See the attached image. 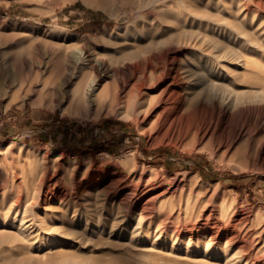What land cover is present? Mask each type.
I'll list each match as a JSON object with an SVG mask.
<instances>
[{"label": "rangeland", "instance_id": "obj_1", "mask_svg": "<svg viewBox=\"0 0 264 264\" xmlns=\"http://www.w3.org/2000/svg\"><path fill=\"white\" fill-rule=\"evenodd\" d=\"M183 1L0 0V264H223L206 255L222 248L264 264V100L220 91L264 90V52L239 28L214 33L246 63L215 36L183 31L206 29L201 8L239 11L264 42V0ZM190 64L211 65L219 92L207 95ZM176 70L180 92L167 94ZM49 185L101 207L87 212V242L49 245ZM20 198L32 248L11 235ZM199 224L214 237L208 252L209 237L190 229Z\"/></svg>", "mask_w": 264, "mask_h": 264}, {"label": "bare ground", "instance_id": "obj_2", "mask_svg": "<svg viewBox=\"0 0 264 264\" xmlns=\"http://www.w3.org/2000/svg\"><path fill=\"white\" fill-rule=\"evenodd\" d=\"M182 2H184L182 0ZM192 4H188L187 7H192ZM198 12H200L201 14H203L204 16H206V20H205V24L207 25L206 29L204 30H200L198 29V27H192L191 29H184V34L187 35V39H192L194 37V35L196 33H199L200 35H206V34H210V36H215L213 39H211V42L213 43V45L215 47H218L219 49V45L222 44L223 42H225L228 46V49H226L225 52H223L224 56L230 57V58H234V59H238L240 62L242 61L243 63H246V61L242 58L243 52H241V50L237 49L234 44H231L230 42L227 41H223L221 39V37H217L215 35L214 32H219L220 29H223L225 27H229V28H239L241 29L240 35H241V40L242 38L247 40L249 42L250 45H255L256 49H258L261 52H264V42L262 40L261 35H255V33H252V30L247 28L245 26V24L241 23L240 20L241 18H246L248 15L246 13H240L239 11H235V12H227V11H205L204 8H201L200 10H198ZM242 16V17H241ZM209 27V28H208ZM209 31H213L214 34H212ZM220 50V49H219ZM217 55H222L220 53H218ZM231 63V62H230ZM242 63H239V65H241ZM234 64H230L229 66L233 67ZM189 66V65H188ZM211 65L210 66H200V67H195L193 65L190 64V68L188 69V71L191 74H197V76L200 79V81L202 83L206 82V89H207V95H213L218 91V89H220L217 85L216 82L210 81L209 78L207 77L210 73L211 70ZM157 69L156 68H151L150 69V73H156ZM177 70L174 73L171 74V80L165 85V88L163 89V92H166L167 94H171V92H175V94L180 92L181 89V83L180 80L178 78V74L176 73ZM101 83V81L99 82ZM162 84V82H160ZM97 84V83H96ZM223 87L220 89V91H224L226 93V91L228 93H230V97H231V101L232 103H239L242 101H248V100H264V90H260L257 91L254 94H251L249 92L248 89H243L242 91H239V89L237 87H229L226 84H223ZM109 88V87H108ZM105 88L106 92L108 94V96L110 95V101L108 102V111L109 112H113L114 111V102L115 100L118 98V92L117 89L112 92L110 91V88ZM93 87L90 88V90H92ZM86 92L88 90H85ZM86 92H82L81 93V100L86 96ZM224 93V94H225ZM93 94V93H92ZM224 96V95H223ZM221 96V97H223ZM118 178L119 180L122 179ZM49 181H51L52 183H56L57 182V178H55V175H51L49 177ZM50 183V184H52ZM127 186V185H126ZM59 189L56 191H54L51 188V186H48V191L52 192L55 196L56 202L53 203H47V205H49L50 207L54 208L53 214L48 218H44L43 216L40 215V224L41 227L48 232H52L54 234L57 235V239L50 241L49 245L50 246H54L57 244H76L77 243H85L88 241L87 236L85 235L86 230H88V224L90 223H94L93 220L91 219L93 216H88L87 212L88 210H91L90 212L93 214L94 210L95 211H101V207L98 209L99 205L96 204L95 208L90 206V201L86 202L84 201V203H80L79 201H74L73 203L69 200H67L68 198V190L58 186ZM125 187V185H124ZM55 188V187H54ZM73 193V191H72ZM71 194V193H70ZM73 195V194H72ZM67 200V201H66ZM28 198H26V200L23 201V198L17 199L16 203H15V207H18V210L21 208H23V213L21 216V221L19 224L15 223V221H12L11 226H13L15 228V231L13 232V236L17 237V236H26L25 240L27 241V243L29 244V246L32 248L35 246L34 241L30 239V237L28 236V233L30 234V228L33 227L35 220L33 218H29L27 219L28 215H27V211L30 208L28 206ZM23 202V203H22ZM25 203V204H24ZM11 208V206H10ZM73 212V213H72ZM102 215L103 213L100 212V215H97V219L95 222L96 225H98L100 223V221H102ZM95 220V219H94ZM118 220H114L113 224L115 227V224H117ZM85 224V225H84ZM113 227V226H112ZM113 227V228H114ZM188 227V226H187ZM197 227V235L198 236H202V237H209L208 242H207V247L205 249V252H208L209 250L213 249V245H211L212 243L209 242L210 238L213 239V234L211 235V232L208 229L207 226L199 224V225H193L191 226V230L195 229ZM36 229V228H35ZM99 229V228H98ZM101 231V229H99ZM211 235V236H210ZM235 236L232 237H228L227 240H232V242H239L238 240L235 239ZM43 244L40 245H36V248L41 249L43 248ZM247 246L240 244L239 245V249L244 250L246 249ZM228 248H222V249H216L215 252H213V254L210 253H206V255H213L217 260H220L223 264H244L248 263V264H253L254 261L250 255V253L245 252L239 255L236 254H232L231 251L229 250V252L227 251ZM227 251V252H226ZM180 252L181 251L180 249ZM84 258H86L85 256H82ZM83 258V259H84ZM82 260V259H81ZM68 262H72V260H68Z\"/></svg>", "mask_w": 264, "mask_h": 264}]
</instances>
